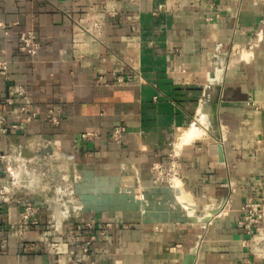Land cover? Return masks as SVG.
<instances>
[{
	"label": "crops",
	"instance_id": "obj_1",
	"mask_svg": "<svg viewBox=\"0 0 264 264\" xmlns=\"http://www.w3.org/2000/svg\"><path fill=\"white\" fill-rule=\"evenodd\" d=\"M0 60V147L20 153L9 180L43 204L25 231L23 205L0 206V264H76L85 248L81 264H264V215L252 235L239 224L264 188V0H0ZM2 119L20 129L4 135ZM53 149L81 205L58 232L68 210L28 171ZM171 160L178 178L156 185Z\"/></svg>",
	"mask_w": 264,
	"mask_h": 264
},
{
	"label": "built area",
	"instance_id": "obj_2",
	"mask_svg": "<svg viewBox=\"0 0 264 264\" xmlns=\"http://www.w3.org/2000/svg\"><path fill=\"white\" fill-rule=\"evenodd\" d=\"M263 34V32H260ZM20 42V51L27 55L31 60H34L41 48L40 43L37 41L35 34L32 31H26L21 33L19 37ZM8 74V66L7 63L0 60V76L7 77ZM18 94L23 97L24 100H27V95L24 91V89H20ZM12 102H9V105H11ZM18 112L22 114L23 116V124H30L33 121L37 119V114L32 113L27 106H21L18 108ZM46 121L56 127L60 123L61 119V113L59 111L50 110L46 114ZM1 130L4 135H9L11 133H16L20 126L18 124L14 125H7L6 121L2 119L1 121ZM122 135L121 129H116L113 134V139L116 141H119ZM93 135L86 134L83 135L84 139H90ZM50 148L49 144L47 142L37 144L35 147V150H41ZM20 156V153L12 152V153H6L3 154L1 147H0V172H3L6 170V183L3 185H0V206H11L13 204H22L24 207V211L21 215V219L23 222L22 229L28 230L29 228H37L41 225V218L40 213L43 207V204L40 203H34L31 198L26 197L22 200H16L15 199V191L12 186L13 182L9 180V178L14 177L15 173H17L19 169V162L18 158ZM18 157V158H17ZM49 158L46 160L48 162H53L58 165V169L62 170V167L60 165V154L57 150H52V152L48 156ZM35 166H40L38 160L34 161L28 171L30 170L33 174L37 173V168H34ZM27 169V167H26ZM152 173L155 175V184L161 185L166 184L168 186H172L176 179L179 176V165L171 160L168 165L163 164H157L152 167ZM49 173V170H48ZM53 173V172H52ZM39 179L47 178L48 175L46 171L44 174L37 173ZM3 176V174H0V178ZM4 178V177H2ZM59 178L56 177V181H58ZM9 180V181H7ZM38 180V179H37ZM50 180V178L48 179ZM53 181V179H51ZM57 185H55L54 193L56 195V200L61 205L67 208L68 214L63 218L62 224L57 227L53 215L50 220V223L48 224L49 229H53L56 232L60 231L62 227L65 224H68L73 221H77L81 214V205L78 201L77 195L75 193V189L73 187V184L70 183L69 178L67 176H62L59 182H56ZM47 190V188H46ZM263 205H264V188L261 191V198L259 201H254L253 199H250L247 201L245 206L243 207V217L240 221V226L246 230L249 234H253V226H258L261 219L263 218ZM256 233H258V238L260 241H263V235L260 232L259 228H256ZM52 248L56 252L57 255H64L66 254L65 250L63 249V245L59 243H53ZM88 249L85 248L82 251V254L77 256L75 259L76 264L82 263V257L83 255L87 254Z\"/></svg>",
	"mask_w": 264,
	"mask_h": 264
},
{
	"label": "rangeland",
	"instance_id": "obj_3",
	"mask_svg": "<svg viewBox=\"0 0 264 264\" xmlns=\"http://www.w3.org/2000/svg\"><path fill=\"white\" fill-rule=\"evenodd\" d=\"M39 165L40 166H35L34 168H37V173H41L44 174V172L46 171L48 177L42 179L38 178L37 173L35 172L33 174V178H37V189L41 190L44 194H47L48 200L51 201V204H49V207H52V203H56L57 201L54 200L56 199V195L54 193V188L55 185H57L56 182H59L62 176H67L69 178L70 183L73 184L70 175L64 171V169H58V165L53 163V162H48L46 161L44 158H41L40 160H38ZM49 170V173H48ZM53 172V173H52ZM56 177L59 178L58 181H56ZM50 178V180H48ZM33 179V180H34ZM51 179H53V181H51ZM74 187V185H73ZM47 188V190H46ZM60 204V203H59ZM61 205V204H60Z\"/></svg>",
	"mask_w": 264,
	"mask_h": 264
},
{
	"label": "bare ground",
	"instance_id": "obj_4",
	"mask_svg": "<svg viewBox=\"0 0 264 264\" xmlns=\"http://www.w3.org/2000/svg\"><path fill=\"white\" fill-rule=\"evenodd\" d=\"M203 106H205V105H203ZM208 106V105H207ZM204 110V109H203ZM202 110V111H203ZM203 112H205V111H203ZM201 114H202V112H201ZM204 115V114H203ZM212 119V118H211ZM213 121V120H212ZM209 123V122H208ZM204 126V125H203ZM198 132V131H197ZM187 134V133H186ZM197 136V135H196ZM195 137V136H194ZM53 205H52V208L54 209V210H56V211H58V212H61V213H64L65 211H66V208L63 206V205H60L59 204V202H56V203H52Z\"/></svg>",
	"mask_w": 264,
	"mask_h": 264
},
{
	"label": "water",
	"instance_id": "obj_5",
	"mask_svg": "<svg viewBox=\"0 0 264 264\" xmlns=\"http://www.w3.org/2000/svg\"><path fill=\"white\" fill-rule=\"evenodd\" d=\"M220 152H221L220 154H222V150H221V148H220Z\"/></svg>",
	"mask_w": 264,
	"mask_h": 264
}]
</instances>
